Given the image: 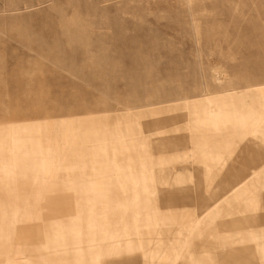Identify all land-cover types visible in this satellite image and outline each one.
<instances>
[{"label": "rangeland", "instance_id": "rangeland-1", "mask_svg": "<svg viewBox=\"0 0 264 264\" xmlns=\"http://www.w3.org/2000/svg\"><path fill=\"white\" fill-rule=\"evenodd\" d=\"M251 234L264 0H0V264H264Z\"/></svg>", "mask_w": 264, "mask_h": 264}, {"label": "crops", "instance_id": "crops-1", "mask_svg": "<svg viewBox=\"0 0 264 264\" xmlns=\"http://www.w3.org/2000/svg\"><path fill=\"white\" fill-rule=\"evenodd\" d=\"M255 205L256 206L258 205V200H256V199H255ZM252 219L255 221H258V219L256 217H255V219L254 218H252ZM251 235H253L255 237V239L256 238L260 239V236L264 237V234H251ZM257 236H259V237H257ZM239 239H241V238H239ZM237 240L238 239H232L229 241L228 244L229 245H231V244L236 245ZM242 243H245V242H242ZM248 250H250V249H247V247L232 248L230 250L222 249V250H218L216 252V254L219 257V261H221L223 264H252L255 262L256 259L254 258V254L247 252ZM170 252H172V254H174L172 250ZM216 254H214V255L216 256ZM174 256L178 260L180 253L179 254L175 253ZM189 257H190V261H192L193 263L196 262L197 264L202 260V258H194L192 253L189 254ZM162 261H163V259H162ZM167 261L168 260L166 258L165 261H163V262H165L164 264H167ZM158 264H162L161 261H159Z\"/></svg>", "mask_w": 264, "mask_h": 264}, {"label": "bare ground", "instance_id": "bare-ground-1", "mask_svg": "<svg viewBox=\"0 0 264 264\" xmlns=\"http://www.w3.org/2000/svg\"><path fill=\"white\" fill-rule=\"evenodd\" d=\"M47 131V130H46ZM55 134V133H54ZM152 262V261H151Z\"/></svg>", "mask_w": 264, "mask_h": 264}]
</instances>
